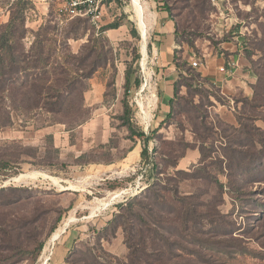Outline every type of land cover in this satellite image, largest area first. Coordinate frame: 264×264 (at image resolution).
I'll list each match as a JSON object with an SVG mask.
<instances>
[{"label": "rangeland", "instance_id": "374dc122", "mask_svg": "<svg viewBox=\"0 0 264 264\" xmlns=\"http://www.w3.org/2000/svg\"><path fill=\"white\" fill-rule=\"evenodd\" d=\"M142 2L146 19L163 0ZM164 2L175 18L185 63L172 113L155 124L142 118L153 107L149 83L140 91L147 77L150 82L146 70L154 66L151 29L148 25L144 38L132 0L108 1L98 26L88 17L69 18L64 0H0V29L12 13L25 9L29 32L23 40L16 33L20 48L31 47L40 26H51L43 43L46 55L53 53L41 74L50 78L47 86L56 83L53 62L73 70L80 61L73 54L86 52L88 37L94 57L80 74H87L91 62L103 64L94 80L78 78L73 90L61 92L67 110L59 114L26 107L38 103L37 95L27 98L17 89L32 80L34 70L12 81L0 79V264L129 262V233L110 221L119 204L143 196L157 179L163 181L158 192L164 199L159 197L153 212L152 235L165 230L168 244L157 237L162 245L154 248L161 253L147 258L137 251L132 264H264V0H229L223 14L208 0ZM112 23L120 26L102 30ZM223 42H241L251 54L257 77L251 95L227 98L200 77L199 68ZM183 51L200 66L183 59ZM128 67L132 82L141 81L137 87L132 83L127 98L130 118L150 136L147 141L130 138L120 118L124 88L118 72ZM19 175L25 177L15 180ZM130 229L135 243L139 228Z\"/></svg>", "mask_w": 264, "mask_h": 264}, {"label": "trees", "instance_id": "16d2710c", "mask_svg": "<svg viewBox=\"0 0 264 264\" xmlns=\"http://www.w3.org/2000/svg\"><path fill=\"white\" fill-rule=\"evenodd\" d=\"M21 3V2H20ZM166 9H170L169 6L165 3ZM26 21L27 16L25 14V9L23 7H20L19 9V15L15 16V14L10 15L9 21L1 26L0 29V79L4 76L9 81H12L14 79L15 75L20 74L21 72H27L34 70L35 72L30 74L31 81L24 82L21 84L19 89L25 97L28 98V96L32 93H35L37 95V99L39 100L38 103L26 106L29 109H43L48 113L52 114H59L60 112H64L67 110V106L61 101L62 96L61 92L69 93V90H73V87H75V83H78V78H91V76L95 73V71L98 69V66H101L103 64L98 63L97 61L91 62L90 70L87 72V74H80V71L83 70V67L88 65L87 62L94 57V51H95V45H89V43L94 42L93 38L88 37V42L86 45V52L84 54L82 51H79V54H73L74 58H77L80 60L78 65L73 68V70L67 66L66 64L62 63L61 66H59L58 62H53V74L56 76L54 80L56 83H54L53 86H47L46 82L50 81V78H44L41 76L43 73H47L46 69L48 65L51 64L50 58L53 57V53H49L46 55L44 52V42L49 41V39L44 38L45 35L49 33V30L51 29L50 25H42L40 26L39 30L37 32H33L34 39L32 41L31 47L29 49H25L24 47L20 48L19 44L17 45L15 42L16 33H19L18 40H23L28 32L29 29L26 28ZM120 26V23H112L104 27L102 30L107 28H118ZM20 31V32H18ZM74 30H70L69 32H73ZM134 35L137 34L136 29L132 30ZM65 38H76V36L71 37L70 35H65ZM56 42V41H55ZM54 45V43H53ZM52 51H55V48H53ZM179 50H176L175 54V61L177 67L181 68L183 67L185 62H181L180 55L178 54ZM248 57L252 60V56L250 53H248ZM108 60L106 61V63ZM42 65V66H40ZM75 74V77H72L71 79V73ZM261 73H257V76L259 79L261 78ZM263 77V75H262ZM69 81H72V85H69L66 89L63 90L64 84L68 83ZM132 83L137 87L141 84V81L139 78H135L132 82L131 80V70L128 67L125 71V82L123 84L124 88V97L122 100L123 104V114L120 115V118L122 119L124 125L127 126L129 132H130V138L139 137L144 138L145 141L150 139V136L145 133L144 130H137L131 121L130 118V112L131 109L129 107L128 103V96L131 92V86ZM179 85L180 82L178 81L177 85L175 86V96L179 93ZM72 88V89H71ZM24 91V92H23ZM53 91V92H52ZM21 93V94H22ZM22 94V95H23ZM57 99V101L52 102H43L41 103V99ZM174 101V100H172ZM172 113V112H171ZM169 114V116L171 115ZM168 116V117H169ZM148 150L146 146L142 150V156H145L147 154ZM157 169V166H155ZM181 170H176L177 174H181ZM163 181L161 179H157L154 183L150 184L146 190L144 191L143 196H136L133 199H131L128 202L122 203L118 205L119 212L115 214L114 219L110 221V224H117V227H123L126 231V233H129L127 243L128 247L130 249V253L128 256V259H130L129 262H123V264H132L134 261L135 255H137V251H140L142 253L147 254V258H151L150 253L155 252L156 254L161 253V251L158 248H154L156 246L162 245L158 241H156L157 237L158 239H161L164 243V245L168 244V237L166 236L165 230H158L157 236L152 235L153 233V227L156 225L152 219H154V210L155 207L158 205V199L161 197L163 200V196L160 195L158 192L160 189L159 187L162 185ZM168 193H170L174 198L178 200H182L179 196L178 189L176 188H170L171 186L167 185V183L163 184ZM170 188V189H169ZM190 214L192 217L194 216V213L192 212H186ZM137 225L139 228V233L136 234L138 236V241L133 243L132 239H134V236H131V229L130 226ZM163 229V228H159ZM128 231V232H127ZM166 232V233H165ZM158 243V244H156ZM138 245L141 246V249H138ZM43 249V245L40 244L38 248V252H41ZM145 254V255H146ZM140 259V258H139ZM98 264H101L100 262H97Z\"/></svg>", "mask_w": 264, "mask_h": 264}, {"label": "crops", "instance_id": "0c3cea01", "mask_svg": "<svg viewBox=\"0 0 264 264\" xmlns=\"http://www.w3.org/2000/svg\"><path fill=\"white\" fill-rule=\"evenodd\" d=\"M111 4V2H110ZM109 4V5H110ZM106 8L104 10V15ZM103 15V17H104ZM146 24L151 29V53L154 66L146 70V78L140 91L150 85L151 105L150 111L146 108L147 116L142 115L143 120H150L155 124L163 122L172 111V104L175 99V86L184 71L177 67L175 61L176 50L180 48L178 41V28L171 9H166L165 2H158V5L150 9L147 15ZM221 50H217L209 59L205 60V65L199 68L200 77L205 83L217 86L220 93L227 97L233 98L236 95L249 96L253 92V85L257 77L252 67V62L245 53V47L241 42L229 43L223 42ZM184 47V46H183ZM223 50V51H222ZM182 58L189 61V52H182ZM206 57V55H205ZM232 62L235 65H232ZM221 68H225L222 71ZM95 77V74H94ZM94 77L90 78L94 80ZM118 80L123 85L125 82V70L118 72ZM95 86V84H92ZM139 92L138 94H140ZM91 96V94H90ZM144 104V102H143Z\"/></svg>", "mask_w": 264, "mask_h": 264}, {"label": "built area", "instance_id": "2783aa9c", "mask_svg": "<svg viewBox=\"0 0 264 264\" xmlns=\"http://www.w3.org/2000/svg\"><path fill=\"white\" fill-rule=\"evenodd\" d=\"M110 0H64V7L69 18L73 17H88L97 26L98 22L101 21L104 10L106 8V3ZM210 4L217 8L220 14H223L229 8V0H208ZM190 65L194 67L200 66L201 62L196 59L195 55L189 58ZM232 65H235L232 62ZM225 71V68H221ZM139 104V101H137ZM140 106V104H139Z\"/></svg>", "mask_w": 264, "mask_h": 264}, {"label": "bare ground", "instance_id": "6f19581e", "mask_svg": "<svg viewBox=\"0 0 264 264\" xmlns=\"http://www.w3.org/2000/svg\"><path fill=\"white\" fill-rule=\"evenodd\" d=\"M132 6H133V8H134V10H135V12L137 14V17H138V20L137 21H138V23L140 25V29L142 31L143 37L145 38V35L147 34V24H148V23L146 24L147 21H146V19L144 17V11H145V7L146 6L143 5L142 0H132ZM143 54H146V46H145L144 43H143ZM24 177H25L24 175H19V176L15 177L14 179L15 180H18V179H21V178H24ZM122 193H123V191L122 192H119V193H116L113 198L114 199L116 197H119L120 198V196H121ZM102 205L103 206H106L107 203H102ZM53 236H54V234H53ZM53 238L55 239L56 236H54Z\"/></svg>", "mask_w": 264, "mask_h": 264}, {"label": "water", "instance_id": "95a60500", "mask_svg": "<svg viewBox=\"0 0 264 264\" xmlns=\"http://www.w3.org/2000/svg\"><path fill=\"white\" fill-rule=\"evenodd\" d=\"M57 238H55V240H56ZM54 241V240H53ZM48 259H49V257H48Z\"/></svg>", "mask_w": 264, "mask_h": 264}]
</instances>
